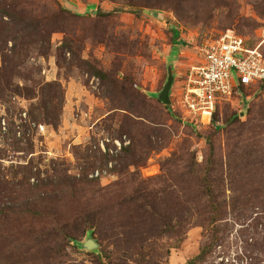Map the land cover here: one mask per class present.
Wrapping results in <instances>:
<instances>
[{
    "label": "rangeland",
    "instance_id": "1",
    "mask_svg": "<svg viewBox=\"0 0 264 264\" xmlns=\"http://www.w3.org/2000/svg\"><path fill=\"white\" fill-rule=\"evenodd\" d=\"M0 9L49 23L14 56L0 13V264H264V91L210 126L179 105L202 45L234 31L264 53V0Z\"/></svg>",
    "mask_w": 264,
    "mask_h": 264
},
{
    "label": "built area",
    "instance_id": "2",
    "mask_svg": "<svg viewBox=\"0 0 264 264\" xmlns=\"http://www.w3.org/2000/svg\"><path fill=\"white\" fill-rule=\"evenodd\" d=\"M202 63L188 71L180 93L184 123L210 126L217 107L239 94L238 86L264 91V53L234 31L200 47ZM241 94V93H240Z\"/></svg>",
    "mask_w": 264,
    "mask_h": 264
},
{
    "label": "trees",
    "instance_id": "3",
    "mask_svg": "<svg viewBox=\"0 0 264 264\" xmlns=\"http://www.w3.org/2000/svg\"><path fill=\"white\" fill-rule=\"evenodd\" d=\"M1 10L2 9H0V13L2 15L1 19H2V17L3 18L6 17L9 20L8 23H5L6 33H4L3 41L5 44L7 43L6 41H9V40L14 42V46H15V49L13 52L14 56L19 54L22 50V48L17 50V48L21 47V45L23 44V43H21V41L19 39L29 38L28 36L31 35V31L37 33L38 31H40L43 28V25L45 26V25L49 24L48 22H45V21H41V23L39 22L36 25H33L32 23H26V21L25 22L19 21L15 18V16L10 14L8 11H6V10L1 11ZM44 30H45V28H44ZM25 32H27V33H25ZM20 35H23V36H20ZM41 41H43V40L39 37L38 42L35 43V45L37 46V47H35V51L37 52V54H40L41 56H46L47 53H46L45 47L39 45V42H41ZM250 89H253V88H250ZM250 89H247L241 85L238 86V91L241 94H245V93L247 94V91H249ZM254 90H255V93H258V92L260 93L262 91V90L258 91L256 89H254ZM218 107H217V109H218ZM167 109L169 110V113H171L173 116L174 114H173L171 107H167ZM217 109H216V111H217ZM215 114H216V112H215ZM215 114H214L213 121H212L211 125H213V124L215 125Z\"/></svg>",
    "mask_w": 264,
    "mask_h": 264
},
{
    "label": "water",
    "instance_id": "4",
    "mask_svg": "<svg viewBox=\"0 0 264 264\" xmlns=\"http://www.w3.org/2000/svg\"><path fill=\"white\" fill-rule=\"evenodd\" d=\"M173 83H174V75H173V71H172V66H170L167 83L158 96L160 102L163 103L167 107L171 106L170 94H171V90L173 87ZM97 247H98V245L96 244V242L92 241V240L87 241L85 244V248L88 250L96 249Z\"/></svg>",
    "mask_w": 264,
    "mask_h": 264
}]
</instances>
